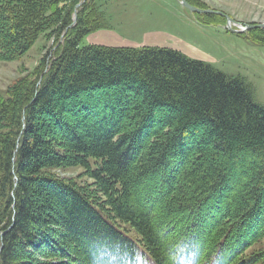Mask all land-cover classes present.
I'll use <instances>...</instances> for the list:
<instances>
[{"label":"trees","instance_id":"trees-1","mask_svg":"<svg viewBox=\"0 0 264 264\" xmlns=\"http://www.w3.org/2000/svg\"><path fill=\"white\" fill-rule=\"evenodd\" d=\"M96 6L0 0V59L58 26L0 93V264H264V105L173 48L80 46L107 26ZM72 166L97 189L55 173Z\"/></svg>","mask_w":264,"mask_h":264},{"label":"rangeland","instance_id":"rangeland-1","mask_svg":"<svg viewBox=\"0 0 264 264\" xmlns=\"http://www.w3.org/2000/svg\"><path fill=\"white\" fill-rule=\"evenodd\" d=\"M197 1L202 7H196L215 11L208 13L214 18L208 17L207 13L189 10L181 0H94L107 26L90 31L80 46L173 48L192 59L206 61L229 76L241 78L250 86L255 101L264 105V41L255 38L256 31L264 33L261 26L264 25V0ZM57 27L42 31L22 57L0 59V93L6 96L7 90L18 79L41 66L46 52L50 50V55L56 45L57 35L52 33ZM63 35L61 39L64 41ZM42 85L41 81L37 83L38 88ZM42 120L38 118L37 122L42 124ZM52 125L51 122L45 126L42 124L38 129L48 131ZM249 141H240L239 144L248 148L244 142ZM253 146L257 148V145ZM249 167H258L255 158L240 155L232 159L230 170L247 169L250 176L254 175L255 171L251 172ZM55 173L72 177L82 185L89 183L97 189L93 179L80 166ZM241 185L237 183L229 196ZM148 192L141 194L151 195L153 187H149Z\"/></svg>","mask_w":264,"mask_h":264},{"label":"water","instance_id":"water-1","mask_svg":"<svg viewBox=\"0 0 264 264\" xmlns=\"http://www.w3.org/2000/svg\"><path fill=\"white\" fill-rule=\"evenodd\" d=\"M181 1L189 10H191L193 12H198V13H214L215 12V11L209 10V9L198 8V7L194 6V5H192L188 0H181ZM227 18L229 20H232L229 16H227ZM261 26L264 27V25H261Z\"/></svg>","mask_w":264,"mask_h":264}]
</instances>
